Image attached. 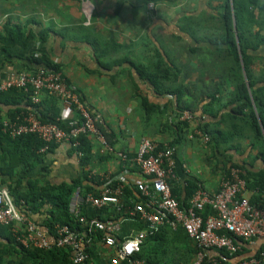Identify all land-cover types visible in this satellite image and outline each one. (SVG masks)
<instances>
[{"label": "crops", "instance_id": "crops-1", "mask_svg": "<svg viewBox=\"0 0 264 264\" xmlns=\"http://www.w3.org/2000/svg\"><path fill=\"white\" fill-rule=\"evenodd\" d=\"M149 1L0 0V82L13 80L24 71L30 75H36L41 69L60 72L67 82L78 87L81 100L90 109L95 126L99 127L96 126L99 135L83 134L78 138L77 146L67 141H43L45 144L40 148L32 146L33 151L44 158L27 173H23L22 167L28 163L21 164V156L25 154L23 147L3 146L0 150V189L10 192L8 183L14 179L21 181V186L27 189L32 183L39 186L75 185L76 191L69 205V214L78 221L76 228L73 227L75 232L89 238V225L80 222V218H85L87 221L113 222L119 228L116 232L119 242L145 233L142 245L147 247V257L155 258L158 264H183L180 255L184 247L188 251L187 244L196 250L188 264L199 261L201 254L202 264H243L256 259L262 264L261 255L257 256L264 248L262 239L244 242L237 255H230L225 250L223 256L227 260H223L221 251L224 250L214 248L204 252L186 230L185 240L180 235L172 239L171 236H176L171 232H177L179 226L169 223L167 212L159 224L152 225L135 209L142 206L146 212H155L150 207L149 197L142 195L146 198L144 201L140 195L145 179L136 156L145 139L157 142L161 151L166 147L175 149V168L167 179L173 180L182 207H189L201 191L219 193L226 178L221 167L223 169L226 164L230 167L237 163L245 167L244 175L247 170L264 171V160L256 159L257 151L252 150L253 134L249 123L243 121L239 125L243 136L237 135V140L232 142L234 148L219 154L209 146L211 137L203 129L218 118L214 119L202 107L179 113L177 97L164 92L169 60L183 62V58L180 59L183 54L176 59L168 56L167 51L173 52L177 46L184 47L185 51L187 47L200 46L216 49L208 40L200 43L198 39L205 40L208 30L214 32L216 28H222L214 18L218 19L217 16L223 13L224 0H157L153 12L149 10ZM255 3L264 5V0H255ZM255 29L258 30V26ZM9 34L13 37L11 41L1 39ZM33 57L42 58L44 63L32 64ZM11 97L0 100V122L4 134L17 138L20 135L5 131V126L21 124L18 118L12 121L11 116L23 103L18 105L13 103L14 100L6 103ZM21 97L13 98L16 101ZM32 105L30 110L28 108L29 115L36 116L32 110L38 109L39 115L48 120L56 118L64 124L65 128H61L66 131L70 129V123L82 119L61 97L47 92L39 94L38 103L32 99ZM227 111L231 112L230 109ZM186 114L191 118L185 119ZM179 124L184 128L182 132L178 129ZM81 137H85L84 143ZM46 166L48 172L43 169ZM232 169L237 168L230 171ZM207 171L213 183L210 187H206L200 177ZM4 172L13 173L15 177L5 176L7 183H4L1 179ZM187 182H196L200 187L188 201ZM128 189L131 194L125 192ZM104 193H114L119 202L103 207L87 202L88 196L100 198ZM78 194L82 203L76 200ZM31 217L37 230L55 244V235L38 224L41 216L31 214ZM166 226L171 228L169 232ZM103 236L99 231L90 236V243L83 247L88 256L87 263L81 264H127L119 261L116 249L108 247ZM170 246L172 253L165 251ZM68 250L73 255V251ZM139 260L148 264L146 258Z\"/></svg>", "mask_w": 264, "mask_h": 264}, {"label": "trees", "instance_id": "trees-1", "mask_svg": "<svg viewBox=\"0 0 264 264\" xmlns=\"http://www.w3.org/2000/svg\"><path fill=\"white\" fill-rule=\"evenodd\" d=\"M217 18L222 28H216L215 33L209 32L208 30L205 32V40L198 39V42H206L208 40L216 49L211 50L201 46L195 48L187 47L186 50L189 55L194 58L191 57V60L187 62H177V60L173 59L169 60L166 70L164 92L167 95L173 94L177 97L179 113L187 110L191 112L202 107L203 110L209 111L214 119L218 118L213 123L214 126L213 124L204 125L203 129L211 137L209 146L219 154L224 152L223 150L234 148L232 142L235 141L237 135L239 138L243 136L239 132V125L243 121L249 123L250 131L253 134L251 146H254L252 150L257 151L256 159L263 161L264 5L255 3V0H224L223 13L217 16ZM255 26H258V30L255 29ZM12 38V35L9 34L8 37L1 39L3 41H11ZM237 39L239 42H237ZM203 52L207 54L200 58V53ZM196 55H198L197 60ZM205 57H207L206 60H204ZM31 63L37 66L43 64L44 60L40 57H33ZM255 66H258L259 69L256 70L254 68ZM196 74L198 76H194ZM43 92L49 93L46 90H43L41 93ZM21 95L22 97L16 101L13 98L14 96ZM33 95L34 91L31 87L21 90L10 89L7 92L0 93V100L6 99L4 97L7 96H13L6 103L13 102V100V103H17L18 105L23 103L22 108L20 107L11 116L12 121L18 118V122L22 123L24 118L29 115L28 112L31 106H33ZM227 109H230L231 112H228ZM223 110L226 111L222 113ZM32 111L36 113L37 118L42 123H56L60 127L65 128L64 124L57 121L56 118L48 120L42 114L39 115L38 109ZM222 126L224 128L223 131ZM178 129L182 132L184 128L179 124ZM84 139L85 137L82 138V142ZM43 141L38 134L33 133L12 138L8 136V133L4 134L2 122H0V150L3 146L17 148L21 146L25 153V156H21V164L26 162L29 164L30 162L33 165L25 164L24 168L22 167L23 173L32 170L35 167L34 164L42 163L44 157L38 155L31 147L40 148L45 144ZM230 144L232 147H230ZM235 148H238V146ZM217 168L220 169L219 165ZM231 168H237L240 171L246 169L237 163H233L230 167L229 164H226L223 169L221 167L226 177H229ZM43 169L48 172L47 166ZM5 176L13 178L15 174L6 172L1 174V179L4 183H7ZM242 178L246 180L247 190L252 193L250 203L256 208L264 209V171L255 173L247 170V174L244 175L242 173ZM167 182L172 190L173 196L178 200L179 192L174 186L173 180L167 179ZM187 183L185 192H188V201L195 196L200 187L196 182ZM8 185L10 186L9 195L17 209L20 212L28 213L30 220H32L31 214L40 215L41 220H39L38 224L50 230L55 235V238L58 236L56 230L57 225H68L71 228H76L78 221L73 220L69 214L70 201L76 191L75 185L39 186L38 183H32L27 189L21 186V181L15 182V179L10 181ZM125 192L131 194V189ZM140 195L146 201L142 193ZM211 211L207 207L201 215L206 218L210 214L213 215L215 213ZM13 224L0 226V264H73L72 253L68 248H61L56 244H52L50 248H40L34 246L33 243H30L28 246L21 244L17 240L19 234L15 232V229L16 231L19 229L22 233L26 229V226L23 224L22 229H20L19 226L15 227ZM165 228L168 232L171 230L169 226ZM171 234L176 236H171L172 239L180 236L183 240L186 239L185 229L181 226H179L177 232L172 231ZM246 241L241 238L237 240L240 245H243ZM171 246L169 250L165 251L172 253ZM187 248L188 251L185 247L181 250L180 258L183 264H188L196 252L193 246L187 244ZM146 250L147 247L142 245L141 252L136 257L139 259L146 258L148 264H158L155 258L147 257ZM263 250L264 248L257 256L261 255ZM225 253V250L221 251L222 256Z\"/></svg>", "mask_w": 264, "mask_h": 264}, {"label": "built area", "instance_id": "built-area-1", "mask_svg": "<svg viewBox=\"0 0 264 264\" xmlns=\"http://www.w3.org/2000/svg\"><path fill=\"white\" fill-rule=\"evenodd\" d=\"M148 7L150 12H153L156 8V1L150 0ZM28 87H32L34 90V103L39 102V94L46 90L50 95L61 97L68 107L74 108L79 113L82 119L70 123V129L66 131L56 123L44 124L35 114H31L25 117L20 125H6L5 131L9 130L14 136L27 133L38 134L46 143L67 141L71 144L74 142L75 146L78 145L77 140L83 134L99 135L90 109L81 100L78 87L67 82L62 73L41 69L36 75H30L24 71L13 80L0 82V93L10 89ZM190 118V115H185V119ZM101 139L104 141L103 138ZM205 140L209 139L206 137ZM174 151L175 149L172 147H166L161 151L159 144L149 139H145L141 143L136 162L140 166L145 181L141 184L140 190L143 196L149 197L150 207L155 212H146V208L136 206L135 209L138 213L146 216L152 225H156L161 222V218L167 212L170 216L169 223L177 227L182 226L204 252L216 248L226 250L230 255H234L242 249L237 242L239 238L249 242L254 241V238L264 240V209L256 208L250 203L251 195L247 190L246 180L242 178V171L238 169H232L230 176L224 179L221 192L208 194L201 191L192 200L189 207L183 208L173 196L167 182V177L173 174L175 168ZM77 199L82 203L79 194L76 196ZM87 202L97 207H103L108 204H117L119 200L114 193H104L100 198L88 196ZM207 207L215 214L204 218L201 213ZM80 222L89 225V238L75 232L68 225L56 226L58 236H56L55 244L61 248H70L73 251L72 260L75 264L86 261L88 256L84 253L83 247L90 243V236L95 231L104 234L103 242L108 247L116 249L120 262L144 264L136 256L141 252L145 233H138L119 242L116 235L119 228L113 222L87 221L85 218H80ZM12 223L15 227L19 226L20 229L23 224L26 226L22 233L19 229L17 231L15 229V232L19 234L17 240L21 244L28 246L33 243L34 246L40 248L52 246L28 218V213L20 212L17 209L9 192L6 189H0V226ZM222 258L227 260V257L222 256ZM261 259L264 264V251L261 252ZM202 260L203 254L195 264H202ZM255 263L260 264L257 259L243 264Z\"/></svg>", "mask_w": 264, "mask_h": 264}, {"label": "rangeland", "instance_id": "rangeland-1", "mask_svg": "<svg viewBox=\"0 0 264 264\" xmlns=\"http://www.w3.org/2000/svg\"><path fill=\"white\" fill-rule=\"evenodd\" d=\"M214 18V17H213ZM216 21H219L218 19H216V18H214ZM213 33H215V31L213 32ZM167 53H168V55L170 56V57H172V58H176V59H179L180 58V55L181 54H183V55H181L182 57L180 58V59H182L183 58V62H187L188 60H191V55H189V53H188V51L186 50H184V47H180V46H177V47H175L174 48V50H173V52H172V50L170 49V52L169 51H167ZM201 54V56H200V58L202 57V56H205L207 53H205V52H203V53H200ZM197 56L198 55H196V60H197ZM208 56V55H207ZM192 58H194V57H192ZM199 58V59H200ZM203 59V58H202ZM207 59V57H205L204 58V60H206ZM256 70H258L259 69V67L258 66H255L254 67ZM192 169L194 170V171H198V168H195V166H192ZM206 169V168H205ZM209 176H210V172L209 171H207L206 172V174H202L200 177H201V179L203 180V182L205 183V185H206V187H210V186H212L213 185V183L210 181V179H209Z\"/></svg>", "mask_w": 264, "mask_h": 264}]
</instances>
